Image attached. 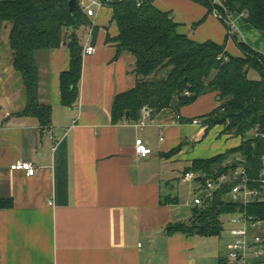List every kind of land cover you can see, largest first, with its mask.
<instances>
[{
    "label": "crops",
    "instance_id": "1",
    "mask_svg": "<svg viewBox=\"0 0 264 264\" xmlns=\"http://www.w3.org/2000/svg\"><path fill=\"white\" fill-rule=\"evenodd\" d=\"M154 3L171 11L177 31L195 41H214L234 57L244 55L240 42L264 54V30L248 22L244 13H232V30L200 1ZM92 7L89 24L77 29L82 74L73 107L62 103L61 93V74L71 62L67 45L42 58L40 96L52 104L51 126L42 130L37 118L17 115L25 104L21 83L0 96V200L12 203L0 207V264H219L227 251L202 253L195 250V235L168 227L188 221L176 208L187 167L194 159L238 147L242 137L226 133L223 124L208 127L204 122L203 115L219 105L217 90L179 110L174 98L159 111L143 108L137 119H114L116 96L139 79L136 58L118 53L116 42L108 40L119 34L113 8ZM86 44L96 52L86 54ZM1 51L3 87L18 74L11 50ZM170 72L168 66L146 78L164 79ZM249 77L261 75L252 69ZM138 138L152 148L149 155H137ZM18 159L34 162L36 173L11 169ZM188 204L193 209L194 199ZM228 222L230 234V216Z\"/></svg>",
    "mask_w": 264,
    "mask_h": 264
},
{
    "label": "trees",
    "instance_id": "2",
    "mask_svg": "<svg viewBox=\"0 0 264 264\" xmlns=\"http://www.w3.org/2000/svg\"><path fill=\"white\" fill-rule=\"evenodd\" d=\"M82 1L76 0L77 6L71 11L70 0H0V50L5 33L25 99L17 115L37 118L42 130L52 122V104L42 101L40 96L42 58L50 50L67 45L71 53L70 68L61 74L62 103L73 107L79 97L83 45L77 29L89 24ZM102 1L113 8V20L119 28V34L108 40L116 42L118 53L135 56V72L139 76L135 87L116 96L114 119L125 118L127 111L129 118L137 119L143 108L159 111L170 107L174 98L178 99L175 109L179 110L201 94L217 90L219 105L203 115L204 122L208 127L223 124L226 133L241 136L242 142L215 156L194 159L185 172H195V180L202 185L206 177L228 176L245 164L250 185L263 189L259 178L264 168V54L240 42L244 55L234 57L214 41H195L177 31L178 23L171 11L158 8L155 0ZM196 1L207 4L212 11L222 10L213 0ZM222 1L232 13H244L248 22L264 30V0ZM168 66L171 72L167 78H146ZM252 69L261 77L250 78ZM236 155L243 162L234 160ZM233 185L234 181L227 179L214 190L211 199L193 207L188 221L171 225L168 231L220 235L223 216H231L237 208L264 220V201L246 205L233 201ZM11 204L10 200H0V207ZM261 235L264 239V231Z\"/></svg>",
    "mask_w": 264,
    "mask_h": 264
},
{
    "label": "built area",
    "instance_id": "3",
    "mask_svg": "<svg viewBox=\"0 0 264 264\" xmlns=\"http://www.w3.org/2000/svg\"><path fill=\"white\" fill-rule=\"evenodd\" d=\"M213 1L219 3L222 7V10L219 8L214 9V15L226 20L231 26V29L235 30L236 26L230 9L222 0ZM92 5L101 7L106 4L102 0H91L90 4L82 1L83 9L88 15L94 14L95 9H93ZM96 50V47L91 44H86L84 47V52L86 54H93ZM193 122L201 124L198 119H194ZM144 124L145 122L141 120L140 125L143 126ZM136 152L139 157H145L152 152V148L149 147L142 138H138L136 140ZM234 160L243 162V158L240 155H236ZM228 162L230 163L231 160H228ZM10 168L13 170L24 171L29 176L36 173L34 162L23 159H18L11 163ZM247 169L248 167L245 164H240L228 176L221 175L218 178L206 177L204 184L199 187L200 193L194 198V204L201 205L211 199L214 190L220 187L227 179L234 181L230 193L233 201L243 203L244 205L253 201H264V168H262L259 178L263 189L250 185L251 179L248 175ZM196 175L197 174L193 171H187L184 174V180L192 181L196 178ZM230 222L232 223V226L230 227L229 232L234 239L229 245L225 257L219 264H258V262L253 261L252 258L264 253V239L259 232V229L264 227V220L248 215L245 211L237 208L236 212L231 214Z\"/></svg>",
    "mask_w": 264,
    "mask_h": 264
},
{
    "label": "rangeland",
    "instance_id": "4",
    "mask_svg": "<svg viewBox=\"0 0 264 264\" xmlns=\"http://www.w3.org/2000/svg\"><path fill=\"white\" fill-rule=\"evenodd\" d=\"M3 35H4L3 37L4 44L1 49L2 51H4L6 48L9 49L8 36L5 35V33ZM20 82L21 80H20L19 75H16L14 78H12L11 81H9V83H5L3 87L0 86V96H3L5 94V91L9 92L12 90V88L18 87ZM184 164L185 162L179 163L180 167L182 168ZM198 184L199 182H197L195 179L193 181H187V182L183 181V179L180 180V187L178 191L180 202L179 204L176 205V208L178 209L179 214L182 215V218L184 220H189L193 215L192 207L189 204L187 205V202L190 200H192L193 202L195 193H200L199 188L197 190L194 189L195 186L196 187L199 186ZM222 219L224 222V227L220 235H195L194 238H195L196 247H197L195 250L202 251V253L209 254V255L220 254V253H224L227 251L228 243H230L232 239L230 237V234L227 231L229 227V222H228L229 216L225 215L223 216ZM262 231H264V228L259 229L260 233Z\"/></svg>",
    "mask_w": 264,
    "mask_h": 264
},
{
    "label": "water",
    "instance_id": "5",
    "mask_svg": "<svg viewBox=\"0 0 264 264\" xmlns=\"http://www.w3.org/2000/svg\"><path fill=\"white\" fill-rule=\"evenodd\" d=\"M77 6V2L76 0H70V10L72 11L75 7ZM72 30H75V26H72ZM127 116L129 115V111H127ZM264 259V253L259 255V256H255L252 258L253 261L259 262L261 260Z\"/></svg>",
    "mask_w": 264,
    "mask_h": 264
}]
</instances>
